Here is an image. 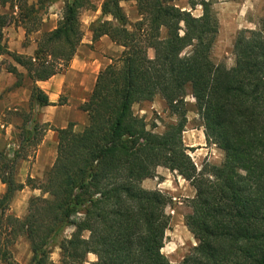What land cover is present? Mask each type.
<instances>
[{"label": "trees", "instance_id": "trees-1", "mask_svg": "<svg viewBox=\"0 0 264 264\" xmlns=\"http://www.w3.org/2000/svg\"><path fill=\"white\" fill-rule=\"evenodd\" d=\"M123 1L129 0H104L102 15L111 19L91 27L92 41L106 35L123 51L99 72L80 104L87 125L80 131L73 123L55 129L57 155L44 181H18L13 164L20 152L10 156L0 150V181L6 185L0 195V262L20 264L11 247L26 236L30 264H54L53 243L74 227L59 244L64 264H85L89 254L97 257L95 264H264V31H238L234 65L228 67L212 59L220 22L211 0H188L190 9L202 7L199 16L166 0H135L141 19L134 23ZM0 3L14 6L10 0ZM17 6L16 22L27 41L41 28L37 5L23 0ZM85 7H93L91 0H66L57 26L38 37L32 55L9 49L4 28L15 16L0 12V55L26 70L33 82L31 106L50 105L37 82L70 65L84 37L80 12ZM5 68L17 78L16 86L24 83L14 63ZM188 88L207 144L224 153L219 165L199 169L184 142ZM157 97L177 117L161 133L134 111L135 104ZM159 167L195 189L185 223L197 243L179 263L162 251L170 197L143 186ZM25 186L42 196L33 197L27 214L18 217L10 205ZM50 191L53 195L45 197Z\"/></svg>", "mask_w": 264, "mask_h": 264}, {"label": "rangeland", "instance_id": "rangeland-1", "mask_svg": "<svg viewBox=\"0 0 264 264\" xmlns=\"http://www.w3.org/2000/svg\"><path fill=\"white\" fill-rule=\"evenodd\" d=\"M13 2V7L10 3L1 5L0 12L14 14L15 18L12 19V23L4 28V38L10 32V29L21 26L20 22H16L19 17L18 4L23 0H10ZM29 4L37 5V16L40 23V30L30 33L29 39L26 41V35L24 34L22 44L23 47L30 46L33 41L36 42L38 37L46 31H50L57 26L58 21L62 17L63 9L66 0H58L53 3L45 0H27ZM104 0H91L93 7H85L81 9L80 19L81 27L84 32L82 40V48L79 49L81 54H86L88 51L85 46L90 47L95 52H100L103 56L113 58L119 56L123 47L115 44L107 36L104 40L88 43L91 40L92 25H97L101 20L111 19L110 16H103L101 7ZM172 4L180 6L184 9L192 10L193 14L199 16L202 14V7L197 6L195 9H190L188 0H166ZM213 2V10L217 14L220 22V29L214 48L212 50V59L216 63H223L228 67L234 65L233 44L235 37L241 29H261L264 31V1L260 0H211ZM122 6L127 13L128 19L131 23H134L141 19L139 14L138 4L135 0L123 1ZM263 7V8H262ZM263 10V12L261 11ZM247 10H250L247 12ZM253 21L254 24L246 26L247 20ZM237 20V23L234 21ZM238 27V29L235 28ZM24 29V28H23ZM18 31V30H17ZM25 32V29H24ZM165 33V31L163 32ZM25 43V45H24ZM37 45V43H36ZM85 47V49H83ZM26 54V53H24ZM115 55V56H114ZM149 55L153 56L154 51L149 50ZM1 62H5L3 65L12 63L11 59H3ZM0 62V63H1ZM2 65V66H3ZM20 71L24 73V80L27 78L26 70L21 67ZM64 72V71H63ZM94 74V71H91ZM92 77L90 74L84 78L85 84H89ZM188 88V95L186 96V108L188 123L186 130L184 131V142L189 148V153L193 160L201 169L204 164H220L224 159V153L213 144H207L204 133V125L201 117L198 114L194 97L190 93ZM90 93H86L85 99L89 97ZM64 99L60 98L59 103H63ZM83 103V102H82ZM134 111L140 116H144L150 126L155 125L156 132H163L167 125L177 120V117L170 112L166 102L157 97L152 102H142L135 104ZM21 122L16 125L15 130L12 131L11 140L13 150H18L20 158L14 162L13 173L18 181L26 183L28 177H32L34 173L35 181L41 183L44 181L48 171L54 163V159L57 153L58 145V133L55 130L56 127L52 123L43 122L39 111L31 112L29 114H19ZM63 116V115H62ZM61 116V117H62ZM86 116V114H85ZM9 117H1L0 121L6 122ZM81 127L77 129L80 131L83 129V119H78ZM82 128V129H81ZM1 130V128H0ZM203 130V131H202ZM5 132V129L2 133ZM46 136L47 139H46ZM45 141L44 161L36 163V155L39 152L42 141ZM55 141L57 144H54ZM15 144V145H14ZM10 156H13L12 151L7 148L4 150ZM31 156L29 162H24V157ZM55 157V158H54ZM1 166V165H0ZM6 172L10 170L4 169ZM37 172V173H36ZM147 189H159L170 197V203L167 207V212L171 215L170 226L166 232L165 246L162 249L163 253L168 257L172 263H179L183 258L191 251L192 247L196 245V239L192 233L188 230L185 217L192 211L189 206L190 199L195 196V189L191 184L186 181L182 176L176 172H172L164 167L157 169V175L153 178H148L145 184ZM54 191L46 193L45 197H51ZM3 193H0V195ZM42 196V192L37 189H33L30 186H25L22 191L16 193L13 201L10 205V212L18 217H24L29 209L30 201L33 197ZM74 227H67L56 239L52 245L51 260L54 264H64L62 261L61 249L59 247L60 242L65 237H70L73 233ZM87 236L88 233L86 232ZM14 259L20 264H30L32 252L30 244L26 236H21L17 239L14 245L11 247ZM97 257L94 254H89L87 262L85 264H95ZM0 264H3L0 262Z\"/></svg>", "mask_w": 264, "mask_h": 264}, {"label": "crops", "instance_id": "crops-1", "mask_svg": "<svg viewBox=\"0 0 264 264\" xmlns=\"http://www.w3.org/2000/svg\"><path fill=\"white\" fill-rule=\"evenodd\" d=\"M260 1L263 2L264 0ZM263 10L261 9L262 12ZM249 11L250 10H247V12ZM237 22V20L234 21V23ZM245 24L246 26H250L254 23L248 19ZM17 28L18 29L13 28V30L11 28L10 32L5 34L9 49L18 53L32 55L36 49V42L33 41L30 46L23 47L22 40L25 32L21 26H18ZM236 29H238V27L235 28V31ZM106 37L107 36L104 35L95 42L104 40ZM88 43H94L92 37ZM85 47L88 51H85L86 54H81L79 49L82 48V44L79 45L76 55L64 72L56 74L48 80L37 82L38 86H40L49 97L50 105L46 106H31L30 102L33 82L26 78L22 85L16 86L17 78L14 74L6 70L5 65L2 66L0 71V116L9 118L6 119V122H2V120L0 121V150L8 148L12 153L15 151L13 150L14 148L12 149L13 143L9 142L8 139L11 140L13 129L15 130L16 125L21 122L19 114H29L31 112L39 111L43 122L52 123L59 128H65L73 123L75 131L81 127L78 119L81 118L84 120L83 126L87 125L88 117L85 112L80 110V104L86 100V93H91L99 72L112 61V57L108 59L100 52H95L88 46ZM85 47L83 49H85ZM3 59L11 58L6 55H0V62ZM12 63H14L20 71L21 66L16 64L13 60ZM91 71H94V74L91 73ZM89 74L92 79L90 80V83L86 85L84 78ZM60 98L64 99L62 104L59 103ZM4 129L5 132L2 133ZM47 137L48 136H46V139ZM46 139H44L40 145L39 152L36 155V163H41V161L45 160L43 156L46 147ZM54 144H57V142L55 141ZM54 154H57L56 151ZM28 158L30 159L31 156L24 157L22 160L24 162H29ZM51 164H53V162ZM31 176L34 177V173ZM146 181L147 179L143 181L144 187ZM5 190L6 185L0 181V193H4Z\"/></svg>", "mask_w": 264, "mask_h": 264}]
</instances>
